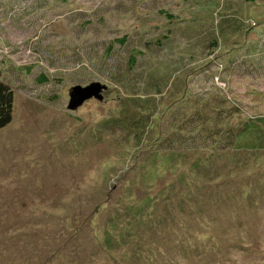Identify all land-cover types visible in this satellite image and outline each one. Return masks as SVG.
Listing matches in <instances>:
<instances>
[{"label": "rangeland", "instance_id": "obj_1", "mask_svg": "<svg viewBox=\"0 0 264 264\" xmlns=\"http://www.w3.org/2000/svg\"><path fill=\"white\" fill-rule=\"evenodd\" d=\"M0 79V264H264V0H0Z\"/></svg>", "mask_w": 264, "mask_h": 264}, {"label": "trees", "instance_id": "obj_2", "mask_svg": "<svg viewBox=\"0 0 264 264\" xmlns=\"http://www.w3.org/2000/svg\"><path fill=\"white\" fill-rule=\"evenodd\" d=\"M245 1H254V0H245ZM134 57H135L134 55H131L130 58L131 63L134 62L135 60ZM14 100H15V93L13 87L9 83L0 79V128L7 126L13 119ZM240 111H241L240 108L239 109L232 108L231 111H226L223 107H221L218 111H216L217 113L215 115V119H216L215 121H217V119L220 117L222 118V120L225 116L233 117L234 113L235 114L240 113ZM207 120H209V118L204 119V121ZM201 128H202V137L204 141H208L209 139H214L213 142L215 141L213 147H209L208 143H206V145L202 147L201 151L203 153L205 151L208 152L204 154L207 155L204 158H206L208 162H210L211 159L215 160L216 158L220 157L218 156L219 153H217L219 152L218 150H223L221 153L222 155H224L225 150H227L228 152L241 151V153L264 152V116L263 115L246 118L244 121L240 122L239 124L236 122L235 123L231 122L229 127L219 126V127L208 128L207 126L203 125ZM176 148L178 149L181 147H176ZM211 164L213 165L214 163L211 162ZM146 205H148V203ZM4 254H6V252L1 254L0 256H3ZM136 258L137 259L140 258L139 255ZM44 264H49V261L45 260Z\"/></svg>", "mask_w": 264, "mask_h": 264}, {"label": "water", "instance_id": "obj_3", "mask_svg": "<svg viewBox=\"0 0 264 264\" xmlns=\"http://www.w3.org/2000/svg\"><path fill=\"white\" fill-rule=\"evenodd\" d=\"M107 88V85L101 82H92L86 86L76 85L72 87L70 90L69 108L75 110L92 98L102 99V93Z\"/></svg>", "mask_w": 264, "mask_h": 264}]
</instances>
